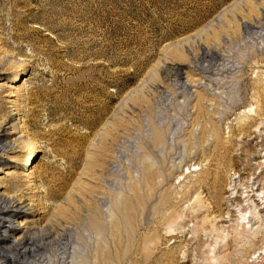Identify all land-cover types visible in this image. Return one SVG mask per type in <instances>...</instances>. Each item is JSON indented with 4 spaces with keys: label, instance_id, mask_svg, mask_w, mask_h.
<instances>
[{
    "label": "rangeland",
    "instance_id": "1",
    "mask_svg": "<svg viewBox=\"0 0 264 264\" xmlns=\"http://www.w3.org/2000/svg\"><path fill=\"white\" fill-rule=\"evenodd\" d=\"M19 124L32 177L4 150L0 196L37 204L23 264H264V0H0V132Z\"/></svg>",
    "mask_w": 264,
    "mask_h": 264
},
{
    "label": "bare ground",
    "instance_id": "2",
    "mask_svg": "<svg viewBox=\"0 0 264 264\" xmlns=\"http://www.w3.org/2000/svg\"><path fill=\"white\" fill-rule=\"evenodd\" d=\"M5 70H7V68H5ZM22 70H23V68H22ZM2 74H5V73L3 72ZM16 75H17V73L14 76H16ZM15 81H16V79H15ZM15 81H12V83H14ZM16 114H19V112L18 111L12 112L10 114V117L8 120H12L13 119L12 117ZM19 126H21V125L20 124L17 125L16 128L14 127L15 129L10 131V132H3V133L0 132V163H1V158H2L1 156L4 155V150L10 151V150L15 149L16 147L24 148V150H26V158H24L25 161H23L22 163H18V165H20V166L29 165V167L25 168L24 171L22 172V176H25L28 179V178L32 177L31 173L33 172V169L31 166L32 165L31 159H32V156L34 155V152L37 151L36 148H39L40 143H39L38 139H35V135L33 133H30L27 130H23L25 127V121L23 122L22 136H18L16 138H10L9 135L17 133L16 129ZM5 170H12V169H5ZM3 172L4 173L7 172V174L12 173V171L11 172L10 171H3ZM4 175H6V173ZM18 186L19 185L17 183H14L11 185L8 184L9 190H11L15 193L19 190L21 192V189ZM20 192L14 194V195H16L15 197H14V195L0 196V264H23L24 258L19 259L20 256L25 257V254L28 251H29V253L33 254L35 247L36 246L39 247L37 245V243H35V240L26 232L29 229V226L28 227L24 226L26 230L24 229L18 236L13 237L14 232H16L17 230L20 231L18 229V227H20V223L18 222V224L15 225V224H13V220H15L16 218L24 217L29 212V210H31V209L33 210V209H35V205L37 206V204H35L33 202H28V203L23 204V201L20 200L21 198L17 197L20 194ZM251 192H252L251 196H258V195L262 194L261 198L264 199V191L260 190L259 192H253V189H251ZM253 209L255 210V208H253ZM40 211H41L40 216L38 218L34 219V221L44 220V218L46 217L47 211L45 210V208L41 207ZM257 212H253L252 210H250V205H248L246 211L239 212L236 215L235 230L241 229V231L242 230L244 231L247 243L250 242V240H252L255 237L256 232H258L257 229L260 227L259 222L261 219H260V214H258ZM22 226L23 225L21 224V227ZM32 231H34V230H32ZM171 233H172V231H171ZM242 233L243 232H241V234ZM33 234H34V232H33ZM10 238H12V239H10ZM216 238L219 239V236L218 237L216 236ZM7 241L8 242L10 241V243H8L6 246L2 245V244H5V242H7ZM214 244H216L215 246H217V240L214 241ZM263 248H264V246L259 248L258 252L254 251L252 253L251 257H253L254 260H256V259L257 260L259 259L260 261L263 260L264 259V257H263L264 256L263 255L264 249ZM214 249H212V250H214ZM211 255H213V254H211ZM38 257H39V254H38ZM209 259H211V256Z\"/></svg>",
    "mask_w": 264,
    "mask_h": 264
},
{
    "label": "built area",
    "instance_id": "3",
    "mask_svg": "<svg viewBox=\"0 0 264 264\" xmlns=\"http://www.w3.org/2000/svg\"><path fill=\"white\" fill-rule=\"evenodd\" d=\"M258 264H263V263H261V262H258Z\"/></svg>",
    "mask_w": 264,
    "mask_h": 264
}]
</instances>
